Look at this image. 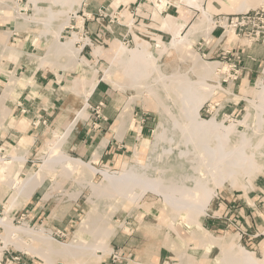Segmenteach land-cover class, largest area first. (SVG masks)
<instances>
[{
	"label": "rangeland",
	"instance_id": "obj_1",
	"mask_svg": "<svg viewBox=\"0 0 264 264\" xmlns=\"http://www.w3.org/2000/svg\"><path fill=\"white\" fill-rule=\"evenodd\" d=\"M17 1L22 5L18 13L23 16H32V2ZM239 2L240 0H199L197 6H194L181 0H164L163 8L159 9L156 0H80L77 9L69 13L71 15L69 25L61 31L59 36L61 41H65L73 32H76L79 39L75 42V46H82L79 57L86 60L87 64L93 65L97 71L95 74V78L98 79L97 87L86 101L87 118L84 122L78 121V130L80 133L83 131L94 133L95 130L100 129L101 111L106 108L113 117L109 122L115 133L129 134L124 138L126 142L121 140V136L119 137L121 141L116 150L105 153L100 158L98 156L92 162L88 153L93 148L85 147L83 152L77 150L74 148L77 140L71 141L73 137L61 146V150L71 157L90 162L99 170L119 171L123 163H130L136 158L141 162L145 161L149 142L155 135L159 122V106L156 99L148 95L146 91L138 93L132 87H123V90L119 88L117 83L125 81L119 71L112 76L113 82L102 79V76L110 65L116 46L132 49L136 46V41H144L149 45L148 50L153 53L155 63L161 72L169 75L179 69L178 71L186 72L189 78L195 80L197 73L186 52L161 46L172 37L171 33L162 27L161 20L165 18V15L166 17L175 16L177 20L185 21L184 29L181 30V34H184L189 25L201 15L202 10H207L206 12L209 13L215 24L211 37L206 39L199 35L193 41L191 50L203 61L218 62L215 74L206 79L210 85H216L218 77L221 76L220 84L223 87L227 86L230 79L232 80L228 76L230 62L227 61V56L229 55L224 54V51L229 50L230 54L234 55L232 60L234 69L237 68L238 73L236 79L231 82L233 95L228 97L222 91H216L203 102L199 113L203 118H210L225 102V108L218 117L224 124L236 123L247 108L244 95L252 99L258 80L264 79L263 60L254 74L248 79L240 80L238 64L240 55L235 54L241 51L242 47H251L255 43H259L260 47L264 46V33L253 36L249 35V31H246V34L244 30L240 32L235 29L234 31L222 21L225 17L264 8V4L261 3L262 0H252L244 10L237 11ZM8 12L13 14L12 9L0 5V43H6L9 47L20 49L24 53L18 56L11 50L3 51L0 46V95L10 74L22 76L30 68L32 71L30 77L33 80L27 85L15 87L4 100L6 113L0 111V164L9 161L10 156L16 155L13 147L24 149L23 168L21 167L18 174V178L23 179L28 173L38 170L45 156L44 147L53 142L66 124L72 120L74 111L81 106L82 95L66 93L61 91V88L70 86L72 80L82 77V71L87 68L81 64L61 68L41 62L40 60L46 57L47 46L52 41L53 33L48 34L49 40L40 36L43 26L41 22L35 20H29L30 23L19 28L11 17L8 18ZM80 18L83 22L79 26ZM59 23L60 20L53 22L55 27ZM88 23L98 24L99 27L94 31L93 26L90 31L87 27ZM219 23L222 24L219 25ZM5 32H8V35ZM157 41L161 43L159 47L156 46ZM96 46L100 47L98 55L93 54ZM146 53L144 50L143 54ZM49 58L52 59L53 56L50 55ZM61 58L64 59V57ZM244 88L247 89V93ZM20 100L23 103L28 101L25 112H21L20 107H15V103ZM119 116L125 117L124 124L120 123ZM22 122L24 125L21 124ZM120 125H123L122 129ZM236 126L238 130L243 129L241 124ZM7 135H12L13 140H7ZM146 140L149 142L147 143ZM86 144L91 142L88 141ZM136 151L137 155L134 153ZM13 165L12 162L7 170L9 173H4V176L14 171ZM76 170L72 179L62 177L58 174L59 172L55 175L44 173L43 184L35 188L27 200H18L11 206L8 205L13 189L0 186V217L6 216L15 226L34 230L44 226L57 243L71 241L81 221L93 217L108 228L115 229L107 240L111 251L103 254L100 249H97V254H101V257L98 260L87 259L84 264H148V262L164 264L165 261L179 264L180 260L177 256L181 252H185L190 260L192 258L199 264H214L215 255L220 249L231 246L244 247L257 260L264 256V241L260 242L264 237V210L258 206L264 203V167L257 169L252 177H244V180L235 183L231 188L226 183L217 185L214 190H207L208 206L198 219L207 232L221 238L219 242L211 246H205L201 240L193 237L192 231L195 227L187 221H182L180 217L175 221V231L168 228V217L159 209L163 204L160 197L149 191L140 202H135L136 204L134 201L127 200L117 206V209H113L110 205L99 202L94 208L89 200L91 193L89 187H82L76 181L83 175V170L81 168ZM4 176L1 175L2 180ZM88 179L98 183L102 180V175L96 172L89 175ZM75 192L78 193L74 197ZM256 199H260V202ZM238 202L243 203L238 205ZM241 205L247 206L248 209L243 214L239 212ZM91 212L92 215L88 218ZM158 224H161L160 228L156 227ZM175 232L178 235H175ZM3 233V227L0 225V258L5 264H75L81 259L80 257L55 256L46 261L42 256L26 250L30 246H38L39 242L23 235L24 243L18 246L20 249L13 243L14 240L4 242ZM79 236L82 239L88 237L86 232L79 233ZM15 257L19 259L14 260Z\"/></svg>",
	"mask_w": 264,
	"mask_h": 264
},
{
	"label": "bare ground",
	"instance_id": "obj_2",
	"mask_svg": "<svg viewBox=\"0 0 264 264\" xmlns=\"http://www.w3.org/2000/svg\"><path fill=\"white\" fill-rule=\"evenodd\" d=\"M16 1L0 0V5L12 9L13 14L8 12V18L11 17L19 28L25 27L28 22L30 23L29 20H35L41 22L43 26L40 36L49 40L48 34L53 33L52 41L47 46V53L45 52L46 57L44 60H40L41 62H47L50 66H60L61 68L67 65L81 64L87 69L82 71V77L72 80L70 86H62L63 88H61L63 92H73L76 96L82 95L83 101L81 106L74 111L72 120L66 124L62 132L49 146L44 147L45 156L38 170L28 173L23 179L18 178L24 163L25 150L17 147H13L16 155L10 156L9 161L0 164V186L13 189L8 206L18 200H27L35 188L43 184L44 173L55 175L56 172H59L58 174L62 177L72 179L76 169L81 168L83 175L76 181L82 187H89L91 191L89 200L94 208L99 202L106 203L113 209H117V206L122 205L127 200L138 203L149 191L160 197L163 204L159 209L168 217V228L175 231V221L180 217L182 221H187L195 227L192 231L193 237L201 240L205 246L215 245L219 242L221 238L207 232L198 218L204 214L208 206L207 190H214L217 185H225L226 183L231 188L244 177L250 178L257 169L264 167V79L258 80L252 99L244 95L247 108L243 116L236 120V123L224 124L223 120L218 117L225 108V102L210 118L200 116L199 111L203 102L216 91H222L228 97L233 95L231 83L233 81L231 79L228 78L226 87L220 84L222 76L218 77L216 85H210L206 81L209 76L215 74L218 62L203 61L198 54L191 50L193 41L199 35L206 39L211 37V31L215 24L209 13L206 12L207 10H202L201 15L191 25L188 24L189 27L184 34H181V30L184 29L185 21L177 20L175 16L166 17L165 15V18L161 20L162 27L166 28L172 37L163 44L156 42L157 47L161 44L163 48L186 52L197 73L195 80L189 78L186 72L178 71L179 69L169 75L161 72L155 63L153 53L148 50L149 45L144 41H136V46L132 49L116 46L114 55L110 59V65L104 71L102 79L111 82L114 73L119 71L125 78L124 82L117 83L119 88L132 87L138 93L146 91L148 95L154 97L159 106V122L151 141L146 140L147 143L149 142V148L145 161L141 162L136 158L130 163H123L119 171H110L107 169L99 170L90 163L100 155L106 139L101 140L94 149L90 162L71 157L61 150V146L75 135L78 129V121L84 122L86 120V101L95 91L98 81L95 78L97 71L94 66L87 64L86 60L79 57L82 46H75V42L79 39L77 33L73 32L65 41L59 39L61 31L70 23L71 15L69 13L73 12L75 8L77 9L80 0H29L33 6L32 16H23L18 13L22 5ZM163 1L156 0L159 9L163 8ZM181 1L194 6H197L199 2V0ZM251 1L240 0L236 10H244ZM261 3L264 4V0ZM55 20H60L56 27L53 24ZM78 22L80 26L83 21L80 18ZM223 25L225 24L223 23ZM5 33L8 35V32ZM0 46L3 51L11 50L18 56L22 55L23 51L9 47L6 43H0ZM99 50V46L94 47L93 54L98 55ZM144 50H146V54H143ZM30 55L32 56V54ZM50 55L53 56L52 59L49 58ZM114 61L115 63H113ZM262 72L264 74V65ZM30 75H32L30 68L22 76L10 74L3 93L0 95V111L2 113H6L3 105L6 96L15 87L31 82L33 79ZM246 88H244L245 92ZM121 115L124 116L125 114ZM123 116H119L121 124L125 122ZM21 124L24 125L23 122ZM237 124H241L243 129L238 130ZM121 127L123 125H120ZM119 129L118 131L122 128ZM134 153L135 155L138 154L137 151ZM2 158L4 159V157ZM12 162L17 165H13L14 171L5 177L4 173H9L7 170ZM96 172H100L102 175V180L98 183L88 179L89 175L91 176ZM1 175L4 176L3 180ZM77 193L73 194L74 197ZM91 215L92 212L88 218ZM0 225L3 227L2 239L4 242L14 240L13 243L18 247L23 245L22 236L26 235L39 242L38 246L28 247L27 244L28 248L24 247L31 253L42 256L46 261L55 256L80 257L81 259L77 260L75 264H84L85 260L90 258L98 260L101 254H97V249H100L103 254L109 252L107 240L115 230L99 223L93 217L81 221L71 241L57 243L44 226L36 230L15 226L11 219L6 216L0 217ZM160 225L158 224L156 227L160 228ZM81 232H86L88 237L86 239L80 238L79 233ZM174 234L178 235L177 232ZM171 244L173 245V243ZM177 257L180 260L179 264H199L192 258L190 260L185 252H181ZM148 264L154 263L148 262ZM164 264L171 263L165 261ZM214 264H264V256L257 260L244 247L231 246L220 249L219 253L215 255Z\"/></svg>",
	"mask_w": 264,
	"mask_h": 264
},
{
	"label": "crops",
	"instance_id": "obj_3",
	"mask_svg": "<svg viewBox=\"0 0 264 264\" xmlns=\"http://www.w3.org/2000/svg\"><path fill=\"white\" fill-rule=\"evenodd\" d=\"M93 26L95 29L94 31H96L97 28L99 27L98 24H93V25L90 23L87 24V27L90 29V31H92L91 27ZM235 54L240 55V58H238L239 59L238 64L240 68V72H239L240 80H243L245 78L248 79L250 75L254 74L257 71V68L259 67L261 61L264 60V46L260 47L259 43H255L251 47H246V48L242 47L241 51ZM22 100L18 101V103H15V107L16 108L20 107L21 112H25L26 111L25 108L28 105L27 104L28 101L27 102L24 101L25 103H23ZM101 116H102V119H99V122L101 125L100 129L95 130L94 133H91L90 131H85V133L83 131L82 133H80V131L77 129V131L75 132V135L71 139V141L77 140V143H75L74 145V148H76L77 150H82L83 152L85 150V147L93 148L92 150H90V153L86 151L89 156H92L91 154L93 153L94 148H96L99 145L100 141L103 139H106L105 146L98 158L102 157L105 153H110V152L112 153L114 150H116V147L119 141L124 140L125 136L129 134V133H121V134L115 133L114 129H112L111 127L112 124H110L109 122L110 120H112L113 117L112 115H110V113H108L106 108L102 109ZM11 136L12 135L10 136L7 135V138H8L7 140H13ZM120 136H121V140L119 139ZM88 141H90L91 144H86ZM124 142L126 141L124 140ZM78 154H81V153H78ZM256 200L260 202V199H256ZM242 203L243 202H238V205ZM258 206L259 208L264 210V203L258 204ZM247 210H248L247 206L244 207L241 205L239 207L240 214L245 213ZM261 241H264V237L261 238L260 242Z\"/></svg>",
	"mask_w": 264,
	"mask_h": 264
},
{
	"label": "built area",
	"instance_id": "obj_4",
	"mask_svg": "<svg viewBox=\"0 0 264 264\" xmlns=\"http://www.w3.org/2000/svg\"><path fill=\"white\" fill-rule=\"evenodd\" d=\"M84 20V19H83ZM223 22L226 23V25L233 29L235 31V29H238L240 32L242 30H244V33L246 34V31L250 32L249 35H253V36H258L261 33H264V8H258L254 11L251 12H246V13H240L236 16H232V17H225L224 20H222ZM222 24V23H221ZM219 23V25H221ZM84 27V26H83ZM80 29V31L82 32L83 30ZM223 27V26H222ZM86 33V31H85ZM224 54L229 55L227 56V61L230 62L229 63V72H228V76L232 78V80L236 79L237 73H238V69H234V63L232 60V57L234 58V55L230 54V51H224ZM235 59H237L235 57ZM231 72V73H230ZM227 80V78L225 79ZM19 258L15 257L14 260H18ZM3 263L2 258H0V264ZM5 264V263H3Z\"/></svg>",
	"mask_w": 264,
	"mask_h": 264
}]
</instances>
